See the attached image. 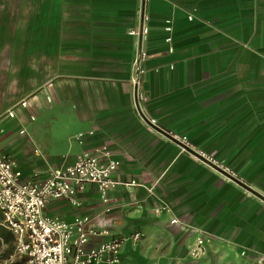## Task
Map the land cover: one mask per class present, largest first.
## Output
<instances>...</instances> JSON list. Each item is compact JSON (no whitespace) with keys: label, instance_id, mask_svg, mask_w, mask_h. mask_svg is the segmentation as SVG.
<instances>
[{"label":"crops","instance_id":"obj_1","mask_svg":"<svg viewBox=\"0 0 264 264\" xmlns=\"http://www.w3.org/2000/svg\"><path fill=\"white\" fill-rule=\"evenodd\" d=\"M21 98L30 109L58 108L59 149L54 137L20 147L31 138L24 124L36 118L9 122L5 111ZM170 135L184 136L187 149ZM0 144L22 176L40 178L78 153L109 149L119 160L113 179L132 182L110 191L105 227L142 233L121 245L118 264H261L264 0H0ZM80 201L50 199L43 212L70 220L102 210L90 184ZM158 204L166 208L154 217ZM197 237L202 251L192 257Z\"/></svg>","mask_w":264,"mask_h":264},{"label":"built area","instance_id":"obj_2","mask_svg":"<svg viewBox=\"0 0 264 264\" xmlns=\"http://www.w3.org/2000/svg\"><path fill=\"white\" fill-rule=\"evenodd\" d=\"M146 17L142 15V20ZM190 19L191 15H187ZM163 42L166 51L171 52L172 19L163 20ZM146 28L140 27L139 33H145ZM137 34V31H132ZM145 53L139 49L134 61V75L132 82L138 81L141 72L139 61ZM169 68L172 65H168ZM14 107L23 110L29 105L26 98L19 99L15 105L5 111L8 118L15 117ZM28 121H33L35 116L29 110L26 116ZM151 125L155 124L151 118H146ZM17 133L26 135V130L21 126ZM171 140L178 141L183 147L188 144L184 136L170 135ZM33 152L37 153L34 148ZM200 159L224 172L228 177L234 174L202 151L197 150ZM119 165V160L111 157L106 146H100L93 152H82L75 155L73 162L57 167L47 168L43 177L33 174L24 177L14 169V162L6 154L0 152V226L8 230L13 236V248L9 258H15L2 264H118L120 247L124 242L135 244L142 233L138 230L128 234L112 235L105 227L106 218L114 205L110 199V191L117 185L130 184L113 179V173ZM94 187L102 210L94 214H77L70 220L49 216L43 212L45 203L50 199H62L66 203L81 206L80 194L85 185ZM264 199V191L260 193ZM165 204H158L151 208L154 217L165 210ZM169 224L177 223L171 217ZM99 237L97 243L92 238ZM202 251L201 238L197 237L195 248L190 254L196 257ZM264 264V256L258 258Z\"/></svg>","mask_w":264,"mask_h":264},{"label":"rangeland","instance_id":"obj_3","mask_svg":"<svg viewBox=\"0 0 264 264\" xmlns=\"http://www.w3.org/2000/svg\"><path fill=\"white\" fill-rule=\"evenodd\" d=\"M22 99V98H21ZM15 110V112L17 111V113L19 112V116L17 117H14V118H10L9 119V122H12V121H16V120H24L27 116V113L29 110H32L33 113H34V116L36 118L35 121H33L31 124H24V127L25 129L27 130V134H30L31 135V138L29 139H26L25 141H23L20 145V147L24 148V149H27L29 151L32 150V141H34V143L36 144V146H38L39 148H42V144H44V139L45 138H51V139H54L52 142L54 144V147H55V150L59 149L60 147V144L61 142H59V138L61 136V134L64 133L65 131V128L63 125H65L64 123H61L59 121H56L55 118H51L56 116V115H59L60 112H58V108H56V111L52 110V108L48 109V110H45V106H37V107H34L32 109L28 108V109H21L19 107H14L13 108ZM23 110V111H22ZM23 112V113H22ZM8 124V122H4L3 123V126H6ZM13 130H9V131H6L5 132V135H8V136H12L13 135ZM54 137V138H52ZM0 150H3L1 144H0ZM99 240H101V238H99ZM5 248V244H0V252L2 249ZM12 243H11V249H10V253H12ZM8 254V256H9ZM3 259H7V260H10V263H14L15 262V258H10L8 259V257L6 258H3ZM3 259L0 258V261H2ZM1 263V262H0Z\"/></svg>","mask_w":264,"mask_h":264},{"label":"trees","instance_id":"obj_4","mask_svg":"<svg viewBox=\"0 0 264 264\" xmlns=\"http://www.w3.org/2000/svg\"><path fill=\"white\" fill-rule=\"evenodd\" d=\"M12 235L5 228L0 226V244H5V248L0 252V258H6L11 249Z\"/></svg>","mask_w":264,"mask_h":264},{"label":"water","instance_id":"obj_5","mask_svg":"<svg viewBox=\"0 0 264 264\" xmlns=\"http://www.w3.org/2000/svg\"><path fill=\"white\" fill-rule=\"evenodd\" d=\"M169 137H170V136H169ZM184 148H186V149H187V147H185V146H184ZM223 173H224V172H223Z\"/></svg>","mask_w":264,"mask_h":264}]
</instances>
